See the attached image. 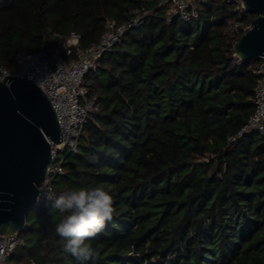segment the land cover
Segmentation results:
<instances>
[{
    "label": "trees",
    "instance_id": "trees-1",
    "mask_svg": "<svg viewBox=\"0 0 264 264\" xmlns=\"http://www.w3.org/2000/svg\"><path fill=\"white\" fill-rule=\"evenodd\" d=\"M141 5L150 14L85 76L96 109L54 181L113 198L94 258L67 264H264V134L231 139L253 112L262 61L234 53V1L204 0L183 21L158 0H0V66L16 71L17 50L64 44L73 30L87 47ZM49 208L28 213L12 260L66 264Z\"/></svg>",
    "mask_w": 264,
    "mask_h": 264
},
{
    "label": "built area",
    "instance_id": "built-area-1",
    "mask_svg": "<svg viewBox=\"0 0 264 264\" xmlns=\"http://www.w3.org/2000/svg\"><path fill=\"white\" fill-rule=\"evenodd\" d=\"M152 2L153 0H145ZM204 0H158V4L166 7V18L178 17L183 21H191L199 16V4ZM231 1V0H229ZM236 3L238 16L228 18L225 31L229 34H243L250 28L242 0H232ZM151 10L145 5L130 8L131 18L127 22L115 19L106 20V29L98 42L87 47L79 44L81 35L71 31L64 44L46 46L40 50L31 51L19 49L14 58L18 65L16 71L0 66V79L7 74L23 75L37 83L48 95L60 123L62 140L51 142L52 161L47 167L46 177L38 187L37 201L43 203L47 187L55 188L54 181L65 172L66 158L79 151L80 140L84 126L90 114L96 109L95 102L89 98V88L85 76L90 70H95L99 59L114 45L121 41L124 34L131 28L138 27ZM68 56H71L69 59ZM258 74L254 86L253 112L246 123L231 138L235 140L246 133L264 134V74L261 65L255 69ZM57 190V189H56ZM61 191V190H58ZM28 228V223L24 229ZM0 234V249L7 257L8 264H35L34 262L17 263L12 260L16 248L24 241L20 231Z\"/></svg>",
    "mask_w": 264,
    "mask_h": 264
},
{
    "label": "water",
    "instance_id": "water-1",
    "mask_svg": "<svg viewBox=\"0 0 264 264\" xmlns=\"http://www.w3.org/2000/svg\"><path fill=\"white\" fill-rule=\"evenodd\" d=\"M188 1V0H184ZM257 14L234 42L241 61H262L264 74V0H242ZM62 132L46 92L32 79L7 74L0 79V234L23 231L28 213L42 204L38 187L52 161L51 142Z\"/></svg>",
    "mask_w": 264,
    "mask_h": 264
},
{
    "label": "clouds",
    "instance_id": "clouds-1",
    "mask_svg": "<svg viewBox=\"0 0 264 264\" xmlns=\"http://www.w3.org/2000/svg\"><path fill=\"white\" fill-rule=\"evenodd\" d=\"M50 213H59L54 235L58 236L63 253L87 262L96 255L91 243L108 221L113 218V198L102 187H80L58 191L51 186L44 193ZM0 264H8L7 257L0 249Z\"/></svg>",
    "mask_w": 264,
    "mask_h": 264
},
{
    "label": "rangeland",
    "instance_id": "rangeland-1",
    "mask_svg": "<svg viewBox=\"0 0 264 264\" xmlns=\"http://www.w3.org/2000/svg\"><path fill=\"white\" fill-rule=\"evenodd\" d=\"M68 157H69V156H68ZM68 157H67V158H68Z\"/></svg>",
    "mask_w": 264,
    "mask_h": 264
}]
</instances>
